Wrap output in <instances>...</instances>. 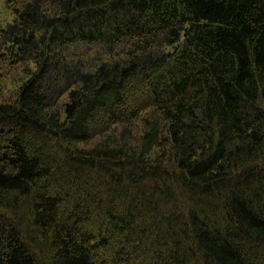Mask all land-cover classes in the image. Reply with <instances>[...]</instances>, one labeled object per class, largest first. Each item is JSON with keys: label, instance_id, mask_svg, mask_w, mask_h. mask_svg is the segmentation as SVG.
I'll use <instances>...</instances> for the list:
<instances>
[{"label": "trees", "instance_id": "1", "mask_svg": "<svg viewBox=\"0 0 264 264\" xmlns=\"http://www.w3.org/2000/svg\"><path fill=\"white\" fill-rule=\"evenodd\" d=\"M3 1L0 264H264V0Z\"/></svg>", "mask_w": 264, "mask_h": 264}, {"label": "rangeland", "instance_id": "2", "mask_svg": "<svg viewBox=\"0 0 264 264\" xmlns=\"http://www.w3.org/2000/svg\"><path fill=\"white\" fill-rule=\"evenodd\" d=\"M3 7H4V1L2 0L1 4H0V9ZM1 12H2V17H4V18L7 17V13H6L5 9H2ZM7 95H9V94H7Z\"/></svg>", "mask_w": 264, "mask_h": 264}]
</instances>
